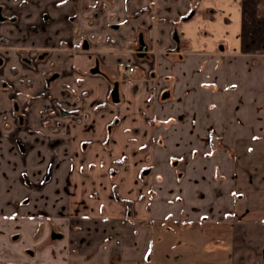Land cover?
Listing matches in <instances>:
<instances>
[{
    "label": "crops",
    "instance_id": "crops-1",
    "mask_svg": "<svg viewBox=\"0 0 264 264\" xmlns=\"http://www.w3.org/2000/svg\"><path fill=\"white\" fill-rule=\"evenodd\" d=\"M0 2L16 16L0 24V55L14 65L0 74V264H154V227L169 248L191 223L212 253L201 264H264V38L251 32L264 29V14L246 0ZM23 57L38 58L37 71ZM132 76L154 93L142 120L157 140L152 165L123 169L115 184L94 181L84 125L115 84L121 100ZM13 102L26 108L23 127ZM77 108L80 122L70 116ZM42 121L51 127L26 126ZM112 185L129 213L114 205ZM84 205L111 210L117 224L86 229Z\"/></svg>",
    "mask_w": 264,
    "mask_h": 264
},
{
    "label": "rangeland",
    "instance_id": "rangeland-1",
    "mask_svg": "<svg viewBox=\"0 0 264 264\" xmlns=\"http://www.w3.org/2000/svg\"><path fill=\"white\" fill-rule=\"evenodd\" d=\"M246 1L251 3V7L255 11V15L258 14V16H262V14H264V0ZM255 20H258V18ZM261 24L264 26V16L261 19ZM253 26L257 27L256 24H253ZM253 28L251 29L253 34L258 32L257 34H259V37L264 38V29L259 31L257 30L258 28ZM224 33H226V30L223 32V35ZM146 61L151 60L146 59ZM134 63L133 67H137V64ZM150 63L153 64L152 62ZM154 65L155 64H153V66ZM13 66V64L7 63L1 67V72L5 73ZM140 78L144 80L142 76L137 79L132 76L126 80H130L129 83L121 81L125 89L123 94H121L122 96L120 102L118 104H114L111 103V100H109V102L106 103H95L93 108H97L96 113L98 116H93V118L89 117L94 121V123L91 122L93 124L90 125L91 131H89L90 126L84 125L87 136H85L86 139H84L82 143L86 144L89 150L86 155V159H88V161H85L84 165L89 166L90 169H96L97 172L95 171V174L92 175V179L94 181H96L100 176V181H108L115 184L118 182L123 169L129 171L131 167H143L145 170L146 168H150L152 165L149 153L151 148L156 144L157 140H152V138H150L151 135L149 130L152 128V124H150V122L142 123V120L144 119L147 121L149 117L151 118L148 110L153 103L154 93L149 85L145 83H136V81H139ZM159 99L160 96H157V100ZM92 100L93 99H91V101ZM42 123L39 122L33 126V124L27 122L26 126L30 129L34 128L37 130L46 129L48 126L51 127L50 124L44 125V123ZM110 128L114 129V135L116 134L115 138L112 137L114 135H109L108 137L107 132ZM137 131H139L138 134ZM78 142V144H80L79 140ZM210 143V147L215 148L214 142L210 141ZM128 150L130 151L128 152ZM92 166L93 168H91ZM46 175H48V172ZM113 187L114 188H111L109 192V194L112 193V199H109L114 201V205H125L127 207V213H129L131 201H127L128 199L126 201L122 200L121 196L117 192L118 186L114 185ZM107 197H109L108 189L104 198ZM81 212V220H83L82 222L86 227L90 226L91 228H96L99 224H105L103 226H113L117 224V222L110 220V218H116V216H114L116 213L111 210L101 211L99 206L93 207L90 205H84L82 206ZM124 225L127 227L126 225H128V223ZM88 227L86 229H88ZM162 227L163 226L161 224L154 227V241L152 242L150 249V253H153V258L157 259L154 264H166L163 257L165 249H167L166 257L172 261V264H201L202 261L199 262V257L205 255L206 262L207 257L212 256V253L207 254V252L211 251L209 250V246L208 248L205 247V250L202 251V242L199 237L197 238V234H199V232L198 229H196V224L191 223L185 227L181 225L178 229L176 227V233L170 235L168 238L169 243L175 242L176 244L175 246H171L169 248L163 244L167 238L162 236L164 233ZM128 228L131 227L129 226ZM159 239L161 240L158 241ZM156 241L158 242L156 243ZM125 259L126 258L123 256L122 260ZM210 262L211 263L208 264H213L212 260ZM214 264L216 263L214 262Z\"/></svg>",
    "mask_w": 264,
    "mask_h": 264
},
{
    "label": "flooded vegetation",
    "instance_id": "flooded-vegetation-1",
    "mask_svg": "<svg viewBox=\"0 0 264 264\" xmlns=\"http://www.w3.org/2000/svg\"><path fill=\"white\" fill-rule=\"evenodd\" d=\"M71 1L75 2L77 0H71ZM8 11H9L8 5L0 2V24L11 23V22L16 21V16L7 15V13H9ZM5 43H6L5 39L0 37V49H6L7 48ZM139 46H140V44H139ZM145 47H146V50L143 52V56L140 58H145L147 56V54H146L147 46L145 45ZM136 53L139 55L141 52H139V50H138ZM21 62L26 67H28L34 71L35 70L37 71V69H38L39 59L36 57H29V58L23 57L21 59ZM5 63H6V59L0 55V74L1 75L3 74V72H1V67L3 65H5ZM94 69H97V72H95V73H98L99 70H98L97 65L92 70H94ZM92 70H91V73H93ZM15 73L16 72L14 71L13 74H15ZM95 73H93V74H95ZM57 77H58V74H51V76L50 77L48 76L45 81L50 82V81H53L54 79H56ZM16 80H17V83L20 84L18 79H16ZM128 82H130V81H128ZM2 85L5 89H11V86L8 84L7 80H5ZM111 99H112L111 103L118 104L120 102L117 84H115L113 87V90L111 92ZM114 100H116V101H114ZM13 112H14L15 117L17 119V123H18L17 126L19 128L23 127L24 119L26 116V114H25L26 108H23V107L19 108L18 104L16 102H13ZM70 116L75 122L82 121V119L84 117V115L81 113V110H79L78 108L74 109V110H70ZM49 179H50V173L45 176L44 180L48 181Z\"/></svg>",
    "mask_w": 264,
    "mask_h": 264
},
{
    "label": "water",
    "instance_id": "water-1",
    "mask_svg": "<svg viewBox=\"0 0 264 264\" xmlns=\"http://www.w3.org/2000/svg\"><path fill=\"white\" fill-rule=\"evenodd\" d=\"M138 50H139V52H141L139 54V57H142L143 56V52L146 50L145 45L143 43H140V46H139ZM92 72L93 73L97 72V69L92 70ZM59 238H61L60 234H57V233L52 234V239H59Z\"/></svg>",
    "mask_w": 264,
    "mask_h": 264
},
{
    "label": "built area",
    "instance_id": "built-area-1",
    "mask_svg": "<svg viewBox=\"0 0 264 264\" xmlns=\"http://www.w3.org/2000/svg\"><path fill=\"white\" fill-rule=\"evenodd\" d=\"M133 71H134L133 67H129L128 70H127L128 73H132Z\"/></svg>",
    "mask_w": 264,
    "mask_h": 264
}]
</instances>
